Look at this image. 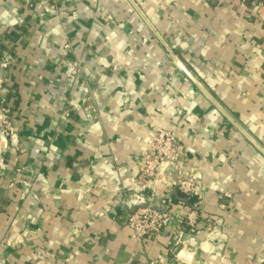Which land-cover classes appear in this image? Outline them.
Instances as JSON below:
<instances>
[{"label": "crops", "instance_id": "1", "mask_svg": "<svg viewBox=\"0 0 264 264\" xmlns=\"http://www.w3.org/2000/svg\"><path fill=\"white\" fill-rule=\"evenodd\" d=\"M111 54L133 62L150 98H108L110 72L128 69ZM72 56L90 98L65 73ZM0 71L16 128L0 141V264H264V0H0ZM160 129L179 133L203 213L137 244L130 192L154 189L181 216L197 200L163 189L178 174L167 166L152 189L137 183Z\"/></svg>", "mask_w": 264, "mask_h": 264}, {"label": "built area", "instance_id": "2", "mask_svg": "<svg viewBox=\"0 0 264 264\" xmlns=\"http://www.w3.org/2000/svg\"><path fill=\"white\" fill-rule=\"evenodd\" d=\"M7 81L0 77V141L5 146L13 141L16 136V128L11 116L10 107L7 98L3 96L5 84ZM179 136L168 130H158L146 141L143 148L144 163L140 167L137 183L145 188L152 189L150 182L156 180L162 167L167 166L175 169L178 174L170 182L161 184L164 190L173 187L176 192L184 195L189 199H197L190 206L188 205L187 213L181 216L169 209L171 199L161 194L162 204L166 208L147 207L138 209L127 219V225L131 230L133 240L140 244L148 236L159 237L164 231L176 228L172 225L175 219L185 223L191 228H196L201 222L203 213V185L194 174L195 168L192 159L188 153L181 149ZM152 196L157 197V191L152 189ZM179 242H175V245ZM124 264H133L127 262ZM150 264H154L150 263ZM159 264H179V263H159Z\"/></svg>", "mask_w": 264, "mask_h": 264}, {"label": "rangeland", "instance_id": "3", "mask_svg": "<svg viewBox=\"0 0 264 264\" xmlns=\"http://www.w3.org/2000/svg\"><path fill=\"white\" fill-rule=\"evenodd\" d=\"M50 3H53L55 0H49ZM63 48L64 50H71V43H70V40L68 39H64L63 40ZM98 43V42H97ZM100 46H102V44H99ZM165 56H166V59L168 60V62H170V64H172L175 68H177V63L175 62V60L173 61L171 59V57L169 56L168 52L165 50ZM108 57L110 58V62H114L113 59H115V62H119L121 65H124L126 67H128V69H125V70H114V71H111V85L107 88H102L106 90V92L108 93V98H132L135 94H138L140 92H142L143 94V97L144 98H150V92L145 89L146 86H141L139 84H136L135 83V78L138 74H140L139 71H137L136 69L134 70L133 69V62L132 61H129L127 62V58H125V56H121L120 59H118V55H108ZM181 57V56H180ZM65 58V56H64ZM73 61V62H71ZM66 62L67 64H70V63H73L74 66H76L75 68L77 69H71V70H68L67 74H70V76H72L74 79V82L76 80H80L81 82H78V83H83V87H79V98H90V95H91V92H90V89H89V92L87 91V86H89L90 84V81H89V78L87 77V73L86 71L83 69V61L80 60L79 58H77L76 56H72L71 58H66ZM131 63V64H130ZM4 65V63L2 64V66ZM4 66H7L4 65ZM78 66V67H77ZM131 67V68H130ZM130 68V69H129ZM65 74V75H67ZM10 74L6 75L4 74L2 71H0V77H2L3 79H5L7 81V83L5 84V90L3 92V96L4 98L6 97V94H7V90L9 88V81H10ZM80 86V84H79ZM172 88L171 87H167L165 86V91L166 92H169L171 93L172 92ZM68 93L64 92L63 93V96L62 98H70L71 96V92H70V87H68ZM95 91H98V89H96L95 87ZM192 94H194L193 91H188L187 89L184 90L183 92V95L185 98H189L192 96ZM7 98V97H6ZM156 98V97H155ZM10 112H11V109H10ZM12 116V114H11ZM12 119H13V116H12ZM14 121V119H13ZM161 130V129H160ZM162 130H165V129H162ZM170 131V130H168ZM171 132H174L175 134H177L179 136V133L176 132V131H171ZM155 134V133H154ZM154 134H150L146 139H145V145H146V141L151 138ZM180 138V136H179ZM179 143L181 145V139H179ZM143 153V151H142Z\"/></svg>", "mask_w": 264, "mask_h": 264}, {"label": "water", "instance_id": "4", "mask_svg": "<svg viewBox=\"0 0 264 264\" xmlns=\"http://www.w3.org/2000/svg\"><path fill=\"white\" fill-rule=\"evenodd\" d=\"M166 45V44H165ZM172 58L175 60L177 65L201 88V90L210 97L209 93L204 89L200 82L192 75V73L185 67L182 61L178 58L174 52L167 47ZM211 98V97H210ZM153 207L158 208L157 200L146 191H134L130 192L123 201L124 208V222L135 213L138 209Z\"/></svg>", "mask_w": 264, "mask_h": 264}, {"label": "trees", "instance_id": "5", "mask_svg": "<svg viewBox=\"0 0 264 264\" xmlns=\"http://www.w3.org/2000/svg\"><path fill=\"white\" fill-rule=\"evenodd\" d=\"M194 200V199H193Z\"/></svg>", "mask_w": 264, "mask_h": 264}]
</instances>
